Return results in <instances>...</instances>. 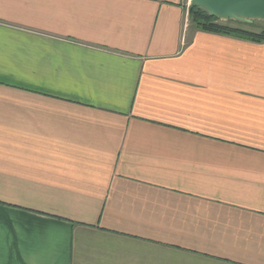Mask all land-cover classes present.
I'll use <instances>...</instances> for the list:
<instances>
[{
	"label": "crops",
	"instance_id": "crops-1",
	"mask_svg": "<svg viewBox=\"0 0 264 264\" xmlns=\"http://www.w3.org/2000/svg\"><path fill=\"white\" fill-rule=\"evenodd\" d=\"M187 2L0 0V264H264V43Z\"/></svg>",
	"mask_w": 264,
	"mask_h": 264
},
{
	"label": "water",
	"instance_id": "water-1",
	"mask_svg": "<svg viewBox=\"0 0 264 264\" xmlns=\"http://www.w3.org/2000/svg\"><path fill=\"white\" fill-rule=\"evenodd\" d=\"M190 5L223 22H264V0H191Z\"/></svg>",
	"mask_w": 264,
	"mask_h": 264
},
{
	"label": "trees",
	"instance_id": "trees-1",
	"mask_svg": "<svg viewBox=\"0 0 264 264\" xmlns=\"http://www.w3.org/2000/svg\"><path fill=\"white\" fill-rule=\"evenodd\" d=\"M189 17L192 23H194L201 31L222 35H236L255 43H264V29L259 33H254L240 27L227 25L229 22H223L212 18L201 8H196L192 5L189 7Z\"/></svg>",
	"mask_w": 264,
	"mask_h": 264
},
{
	"label": "rangeland",
	"instance_id": "rangeland-1",
	"mask_svg": "<svg viewBox=\"0 0 264 264\" xmlns=\"http://www.w3.org/2000/svg\"><path fill=\"white\" fill-rule=\"evenodd\" d=\"M187 4L191 3V0H187ZM234 27H240L244 29H248V31L259 33L262 29H264V22L263 21H255L253 24H243L239 22L229 21V24Z\"/></svg>",
	"mask_w": 264,
	"mask_h": 264
}]
</instances>
